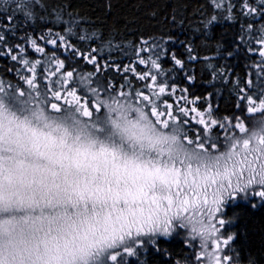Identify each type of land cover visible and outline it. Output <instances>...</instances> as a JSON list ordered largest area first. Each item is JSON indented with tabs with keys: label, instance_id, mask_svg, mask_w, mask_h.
Instances as JSON below:
<instances>
[{
	"label": "snow or ice",
	"instance_id": "6c2138e0",
	"mask_svg": "<svg viewBox=\"0 0 264 264\" xmlns=\"http://www.w3.org/2000/svg\"><path fill=\"white\" fill-rule=\"evenodd\" d=\"M261 5H264V0H258L256 5L245 0V14H264L258 12ZM215 6L221 7V0H216ZM17 9L22 11L26 19L32 15L30 0H17ZM227 11L230 12L231 8ZM257 31L258 43L262 46L259 55L264 58V26ZM5 32L15 35V27L0 30V57L10 58L33 74L31 78L21 77L26 80L32 92L23 102L26 106L20 109H14L8 103V97L11 94L23 97L25 93L18 89L9 93L8 86L0 82V241L7 242L12 256L17 254L18 245L23 243L18 237L26 229L40 232L48 226L50 234L52 225L63 222L71 228L68 238H64L62 244L59 239L56 240L52 245L55 255L50 256L45 264H69L66 258H70L71 264H76V261H80V264H127L126 257L136 255L137 248L145 246L146 240L154 239L157 235L163 236L177 228L183 229V223L174 224L176 220L185 217L191 220L194 214L208 215L215 236L219 227L225 224L224 219L217 220V214L229 199L247 192H253L264 199V154L251 146L249 139L244 138L247 132L245 124L235 117L234 123L227 122V118L215 117L210 103L206 109H199L197 104L201 98L190 99L186 88H179L172 82L173 78L166 76L158 62L163 49L155 42L151 45L154 50L152 52H149L148 42L137 48L136 61L124 66L122 70L148 83H143L131 92L112 90L109 95L113 103H116V97H121L130 98L135 104L142 105L162 128L179 126L184 134L183 143L187 141V145L192 146L191 152H185L183 159L178 162H170L161 154L155 160H125L123 163H117L123 157L115 145L101 146L93 152L85 151L67 157L61 154L54 158L40 152L37 144L41 137L53 142L56 140L50 133L38 134L31 124V117L36 115L33 110L41 105L45 107L44 99L50 97L47 103L57 113L62 111L60 101L63 100L71 106L72 111L87 118L90 123H93L94 112L101 111L107 105L101 99V91L96 88L90 89L91 95L88 98L81 99L75 88L69 85L76 70L73 68L61 73L65 62L57 59L55 52L43 61L48 75L41 81L45 88V93H41L35 82L36 68L41 61H30L24 45L9 44ZM66 33H72L71 27L66 29ZM37 39L52 45L54 49H71L74 56L81 55L68 43L66 35L51 29L41 33L38 38L31 35L27 37L28 46L34 52L44 54L45 48L37 43ZM248 51L254 52L255 49L249 46ZM141 52L149 54L145 57L140 55ZM83 58L90 64L96 62L94 56L91 59L87 55ZM172 59L175 65L183 68L182 60L174 54ZM135 63L150 67L138 73ZM261 63L264 64V59ZM53 64L55 71H51ZM114 70L121 71L120 66L116 65ZM260 70L264 71V67ZM20 72L18 68L17 74L20 75ZM50 77L56 79L46 83ZM125 82L131 87L127 78ZM166 97H170L171 102ZM173 103L176 105L175 115ZM241 105L248 112L264 110V90L248 94L241 89L237 107ZM190 116L191 120L202 126L196 132V140L189 139L185 131L191 122ZM214 129L224 133L222 144L220 136H213ZM261 131L264 132V122ZM252 136H258L259 143L264 145V135L253 132ZM89 158L102 160L105 168H110L114 182L108 180L97 183L95 179L87 177L82 181H68L65 177L63 184L56 182L60 170L65 167V161H69V167L79 169L81 161ZM41 161L45 163L41 164ZM93 172H99V168H94ZM122 180L124 187H121ZM157 187L161 191H156ZM121 203L124 207L119 206ZM89 205L92 206L93 216L91 219L84 217L81 220L83 227L77 229L73 216L87 212ZM97 206L103 210L102 217L96 211ZM224 244L227 245L228 240H224ZM205 251H208L209 257H212L213 252L216 253L215 264H238V257H233L231 261L228 254L221 257L219 251L222 250L215 239L205 247ZM228 251L231 252V249ZM204 259V251H201L197 264H202ZM0 264H6L3 251H0Z\"/></svg>",
	"mask_w": 264,
	"mask_h": 264
},
{
	"label": "trees",
	"instance_id": "16d2710c",
	"mask_svg": "<svg viewBox=\"0 0 264 264\" xmlns=\"http://www.w3.org/2000/svg\"><path fill=\"white\" fill-rule=\"evenodd\" d=\"M244 2L221 0L222 6L216 7V0H30L32 15L26 19L17 9V0H0V30L14 26L15 35L5 32L8 43L23 44L30 61H41L35 73L41 93H45L41 81L48 75L43 61L55 52L56 58L65 62L61 73L76 70L69 85L82 100L91 95L92 88L101 91L104 97L112 90L131 92L148 83L122 70L136 61L137 48L148 42L147 47L152 52L151 45L158 43L163 49L158 62L166 76L173 78L172 82L179 88H186L190 99L200 97L199 109H206L210 103L215 117L227 118L229 123H234L235 117L247 126L253 118L264 117V110L248 112L244 105L237 107L241 89L248 94L264 90V71L260 70L264 67L261 63L264 58L259 55L262 46L258 43L257 31L264 26V14L246 15ZM247 3L256 5L258 0H247ZM258 12H264V5L259 6ZM69 27L71 34L66 33ZM50 29L66 35L68 43L81 53L80 57L74 56L71 49H54L39 39L37 43L45 48L44 54L28 46L29 35L38 38ZM249 46L255 51L249 52ZM149 52L140 55L147 57ZM173 54L183 61V68L175 65ZM86 55L89 59L94 56L96 62L88 63L83 58ZM116 65L121 71L114 70ZM134 66L138 73L150 67L138 63ZM51 71H55L54 64ZM32 75L10 58L0 57V82L8 86L9 93H13V89L25 93L23 97L18 94L8 97L14 109L26 106L23 102L32 89L21 77L31 78ZM125 78L131 87L126 85ZM55 79L50 77L45 82ZM47 99L50 97L44 99L45 107L52 111ZM166 99L171 102L170 97ZM60 103L61 112L71 110L63 100ZM175 107L173 103L174 115ZM100 114L101 111L94 112L93 116L99 118ZM189 119L191 122L185 131L189 139L196 140V132L202 126L191 120V116ZM217 135L222 144L224 133L214 129L213 136ZM221 210V217L228 222L227 228L232 234L230 246L239 264H264V200L259 202L253 193H242L229 199ZM195 253L189 239L180 234L168 238L157 236L154 241L137 248V254L127 256L126 260L127 264H191Z\"/></svg>",
	"mask_w": 264,
	"mask_h": 264
},
{
	"label": "clouds",
	"instance_id": "9594fccd",
	"mask_svg": "<svg viewBox=\"0 0 264 264\" xmlns=\"http://www.w3.org/2000/svg\"><path fill=\"white\" fill-rule=\"evenodd\" d=\"M101 99L107 107L101 108L99 118L93 116V123L72 110L57 113L49 111L43 105L34 109L36 115L31 117L32 127L37 130L38 134L40 132L50 133L52 137H56L54 142L41 137L37 144L39 151L55 158L61 154L65 157L75 156L85 151H96L101 146L112 147L115 145L123 157L117 163H123L125 160H155L161 154L164 159L170 162H178L183 159L185 152L192 151L191 146L183 143L184 134L179 126L162 128L155 123L150 113L142 105L135 104L130 98L116 97V103H113L111 95H106ZM262 122H264V117H255L249 121L244 138L249 139L250 145L264 154V145L259 143L258 136H252L253 132L264 135V132L261 131ZM44 163L45 161H41V164ZM68 165L69 161H65V167L60 170L56 179L57 183L63 184L65 177L68 181H82L87 177L95 179L97 183L113 180L110 168L106 169L104 162L100 159L82 160L79 169ZM97 167L99 172H93V169ZM124 186L122 180L121 187ZM155 190L161 191L159 187ZM119 206L124 207V204L121 203ZM96 211L100 217L104 215L100 206H97ZM92 216L91 205L87 212L81 213L79 216L74 215L73 220L76 228L83 227L81 220L84 217L91 219ZM175 223H183L184 238H193L200 243L201 251H204L205 255L202 264H215L216 253L213 252L212 257H209L208 251H205V247L210 245L215 238L213 235L215 229L209 221V216L194 214L191 220L185 217L174 221ZM51 228L50 234L48 226H45L44 230L40 232L26 229L18 237L23 243L18 245L15 256L11 255L7 242L0 241V251H3L6 264H45L50 256L55 255L52 245L57 239L62 244L63 239L68 238L67 234L71 231V228L63 222L54 224ZM174 232L171 231L163 236L168 238ZM66 260H69V264H71L70 258H66ZM76 264H80V261H76Z\"/></svg>",
	"mask_w": 264,
	"mask_h": 264
},
{
	"label": "rangeland",
	"instance_id": "374dc122",
	"mask_svg": "<svg viewBox=\"0 0 264 264\" xmlns=\"http://www.w3.org/2000/svg\"><path fill=\"white\" fill-rule=\"evenodd\" d=\"M250 193H253V192H250ZM247 194H248V192H247ZM257 198H258L259 202L264 200V199H261L259 197H257ZM221 214L223 215V210H221V212L217 214V220L218 219H223L221 217ZM227 227H228V222H226V220H225V224L222 227H219V231L217 233H215V236H214L215 238L214 239H215L216 243L219 245V249L222 250V251H219V254L221 255V257H223V255H225V254H228L229 255V259L231 261L233 257H236V254L231 249V246H230L231 239H229V237L232 238V234H230L231 231ZM178 234L184 236V229L177 228L175 230L174 234H172L171 236L178 235ZM157 236H160V235H157ZM188 239H189V242L193 245V247L195 248V251H196V253L192 257L191 264H197V261H195V259H197L200 256V253H201L200 243L197 240L193 239V238H188ZM224 240H228V244L227 245L224 244ZM152 241H154V239L146 240L145 244L148 243V242H152ZM229 249H231V252L228 251Z\"/></svg>",
	"mask_w": 264,
	"mask_h": 264
}]
</instances>
